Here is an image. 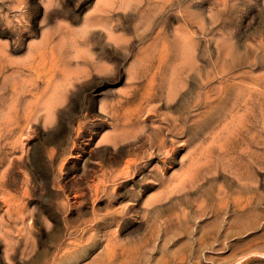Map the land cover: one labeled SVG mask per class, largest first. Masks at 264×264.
<instances>
[{
	"label": "rangeland",
	"instance_id": "rangeland-1",
	"mask_svg": "<svg viewBox=\"0 0 264 264\" xmlns=\"http://www.w3.org/2000/svg\"><path fill=\"white\" fill-rule=\"evenodd\" d=\"M0 264H264V0H0Z\"/></svg>",
	"mask_w": 264,
	"mask_h": 264
},
{
	"label": "bare ground",
	"instance_id": "bare-ground-1",
	"mask_svg": "<svg viewBox=\"0 0 264 264\" xmlns=\"http://www.w3.org/2000/svg\"><path fill=\"white\" fill-rule=\"evenodd\" d=\"M164 117V116H163ZM164 119V118H163ZM182 120V119H181ZM164 122V121H163ZM166 122V121H165ZM167 123V122H166ZM153 133V132H152ZM175 134V133H174Z\"/></svg>",
	"mask_w": 264,
	"mask_h": 264
}]
</instances>
